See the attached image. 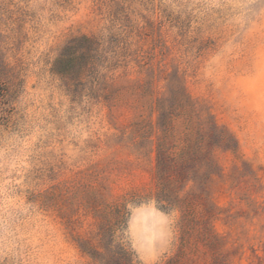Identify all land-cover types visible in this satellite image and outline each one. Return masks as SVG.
I'll return each instance as SVG.
<instances>
[{
  "label": "rangeland",
  "instance_id": "obj_1",
  "mask_svg": "<svg viewBox=\"0 0 264 264\" xmlns=\"http://www.w3.org/2000/svg\"><path fill=\"white\" fill-rule=\"evenodd\" d=\"M84 37L120 89L112 111L72 80ZM145 80L181 84L235 138L213 226L225 264H264V0H0V264H94L73 239L94 240L102 188L127 205L115 242L137 264L175 254L178 212L150 198L151 159L125 135Z\"/></svg>",
  "mask_w": 264,
  "mask_h": 264
},
{
  "label": "trees",
  "instance_id": "obj_2",
  "mask_svg": "<svg viewBox=\"0 0 264 264\" xmlns=\"http://www.w3.org/2000/svg\"><path fill=\"white\" fill-rule=\"evenodd\" d=\"M83 40L87 47L68 58L72 80L84 86V80L90 78L94 87H103L104 100L112 111L120 100V89L115 79L101 71L108 67L98 64L102 58L98 50V58L91 54L93 40ZM156 86L154 81L145 80L129 88L134 116L125 135L133 150L151 159L150 198L179 215L177 249L163 264H225V244L213 226L220 212L211 199L209 185L223 171L221 157L237 154V143L181 84L167 85L164 93ZM92 204L88 208L95 220L94 240L78 236L73 239L78 248L94 264H137L132 253L115 242L128 215L127 205L111 199L103 188L98 189Z\"/></svg>",
  "mask_w": 264,
  "mask_h": 264
}]
</instances>
